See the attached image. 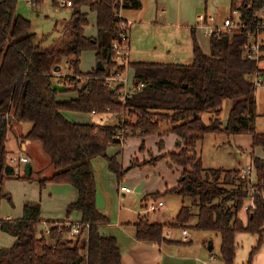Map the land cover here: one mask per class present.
<instances>
[{
    "label": "trees",
    "instance_id": "trees-1",
    "mask_svg": "<svg viewBox=\"0 0 264 264\" xmlns=\"http://www.w3.org/2000/svg\"><path fill=\"white\" fill-rule=\"evenodd\" d=\"M44 0H30L35 7ZM60 0H53L59 5ZM72 16L65 26L66 48H44L32 31L30 20L18 14L17 0H0V190L7 179L32 180L29 176H8L10 152L8 135L16 121L29 124L30 129L20 137L21 144L38 142L50 157L54 174L40 180L48 183L70 184L78 191V199L68 207V217L78 212L84 227L77 238H69L66 221H45L40 203L27 202L23 217L1 222L4 232L16 241L10 248L0 250V264H124L123 255L114 236H104L100 229L110 219L97 207V184L93 160L104 157L109 168L121 179L126 171L117 158L108 156L111 146L122 145L116 139L119 125L83 124L71 122L65 113L106 114L130 113L135 122L125 121L133 130L132 136H146L158 132L161 123L170 121L172 131L184 142L180 152L155 158H168L183 169L176 187L167 195L191 198L199 208L195 229L217 233L222 238V257L225 264H235L237 235L258 236L247 264L264 246V158L252 157L251 166L256 182L241 177V170H206L197 152L198 144L209 134H250L253 148L264 151V133L256 131L255 89L257 79L264 81V72L257 59L245 55V45L263 21L259 12L264 0H231V12H240L244 28L233 34H213L211 54H206L192 30L194 61L190 65L156 62L131 63L134 83H144L142 91L123 104L116 90L107 86L106 78L117 68L114 44L123 31L118 25L119 4L116 0H72ZM89 4L97 14V37H87L89 13L82 10ZM126 8H141L138 0L128 1ZM229 39L226 41L225 37ZM94 51L103 70L98 67L89 73L80 69L84 52ZM70 59L72 76H60V60ZM65 86L57 91L53 81ZM82 86L85 89L82 90ZM75 92L73 98L65 93ZM232 101L228 121L221 118L223 104ZM214 113L216 118L206 124L202 115ZM141 166L136 163L132 166ZM223 179V181H222ZM122 180V179H121ZM159 197V196H157ZM254 200L255 208L245 210L247 200ZM246 211L247 223L240 217ZM193 217L192 208L183 205L176 227H186ZM47 225L39 232V227ZM136 226L139 242L163 244L167 241L166 226L140 217ZM213 250V248H212Z\"/></svg>",
    "mask_w": 264,
    "mask_h": 264
},
{
    "label": "rangeland",
    "instance_id": "rangeland-1",
    "mask_svg": "<svg viewBox=\"0 0 264 264\" xmlns=\"http://www.w3.org/2000/svg\"><path fill=\"white\" fill-rule=\"evenodd\" d=\"M166 4L168 6L167 10L169 11V17L167 18L169 19L164 20V15L159 13V20L156 21V19L152 17V12H150L143 21L136 23L137 26L131 31L132 49L130 59L133 63L157 62L164 64L175 63L190 65L194 61V41L192 38L191 27L198 26V17L201 14H208L209 16L215 15L217 18L216 23L223 25L225 21L224 18L232 14L229 7V0H175L172 3L171 0H167ZM163 8L165 9L166 6H163ZM17 10L18 14L31 21L32 31L37 33L38 40H44L45 38V42L43 43L44 48L52 47L63 49L67 47L69 39L64 36V29L73 13L71 7L62 4L56 5L53 0H44L41 5L34 7L30 3V0H17ZM82 10L89 13V26L86 28V34L89 36H97V14L90 11L89 4L83 5ZM178 13L182 14L181 19H177ZM259 14L264 18V11L259 12ZM133 15L137 14L133 13L131 16L129 15L132 22L133 19L131 18H133ZM238 17L239 14L235 15L236 19ZM234 31L236 32L237 29ZM258 33H261V35H259V42L261 45L258 65L264 72V32ZM257 40V36L251 37L253 43H258ZM199 43L204 52L210 50L211 45L209 44V39L206 37L201 36ZM132 61L130 63H132ZM69 62L70 59L68 57L61 58L59 63L60 71L57 72L60 76L65 77L73 75ZM130 66L126 67L124 77H127L128 72L130 76H132V68ZM97 67L98 60L96 58V53L94 51L84 53L80 65L82 72L89 73ZM53 81L57 84L61 81V78L54 77ZM254 95L257 103L256 131L258 133H264V85L256 87ZM64 96L66 98H73L76 96V93L69 92L65 93ZM231 104V100H226L223 104L222 118L229 115ZM122 115V119H125L128 122L136 121V116H133L130 113H122ZM67 116L69 117V113ZM72 117L73 116H71V118ZM114 117L115 115H113V118ZM102 118L104 122L107 119L106 122L110 124L116 121L115 119L109 121V116L105 114H98L97 116L84 114L79 115L75 120L83 124H93L94 122L103 124L98 121ZM215 118L216 116L214 113H205L202 115V119L206 124H210ZM29 126V124L16 121L9 132L7 148L10 152V165H12V157L19 159L22 156H27L21 152L20 137L27 133ZM160 126L161 128L158 132L151 134V136L156 137L154 141L151 142V144H153L152 148L157 150L163 148L164 143L162 138L173 133V125L170 121L162 122ZM132 137L142 138V136ZM197 152L202 158L206 170H243L251 166L252 157H262L263 150L253 148L252 136L250 134L230 136L226 133H222L207 135L205 139L198 144ZM42 153L44 157L47 156L45 152ZM27 154L29 155V153ZM35 155L36 157L33 156L32 158V164L35 162L44 164L45 160L40 157V153L35 152ZM114 156H116V153ZM154 159L155 157L152 159V162ZM151 165L152 167H156V163H151ZM166 165L167 166L163 170H153V174H146L142 171L133 173L135 174L133 180H137V184H132L130 180L128 181L126 176L127 173L135 169L137 166L132 168L133 165H131V167L126 168L125 170L127 171L123 178H121L122 180L117 174L113 173L117 182L116 184H120V186L127 185L133 190L132 194L125 195L124 197L121 196L116 202V210L119 211L121 205L125 219L126 216L134 217L133 220L138 217V213L141 210L140 204L143 195L142 193L145 192L146 188H150L149 186H146L145 179H151L152 187L155 185V188H158L160 184L164 182L162 177L168 174L169 165L167 163ZM12 166H19L21 169L20 173H16V176H26L25 164H20L18 162ZM143 166L144 165L141 164L139 168H143ZM41 177L43 176L35 172L32 176V180L29 181L16 177L5 181L2 190H0V250L10 248L14 245L13 237L2 230V221L18 220L22 218L21 216L26 202L40 203V195L43 189L46 190L43 203L45 204L46 202V206H49L48 202H50L54 192H52L50 187H41ZM153 194V198L158 196L157 191ZM163 196L165 197L162 198ZM157 198H162L163 201L166 202V206L160 211L151 212L149 215L147 212L145 214L151 222L156 221L162 222L163 224L167 223L168 225H166L165 232L166 237L169 240L177 241L171 245L163 244V248L165 247L167 250L165 264H225L222 257L221 235L217 233L201 232L195 229V226L198 223L199 208L194 205L193 199L168 196L166 193H164V195H159ZM60 200L61 199H57V201ZM54 202L56 203V200ZM250 202L251 199H248L247 204ZM182 205L190 206L192 208L193 217L186 227H176L174 225L177 224L178 212ZM50 209L51 208L47 210ZM63 216L64 219L61 220L64 221L70 217L74 219L72 216L68 217V208L66 209V212L63 213ZM240 217L246 224L248 217L245 210L241 212ZM75 221L76 220H70V222ZM184 229H187L188 231L187 239L183 235ZM236 241L238 248L235 264H247L253 248L257 245L258 236L250 233H240L237 235ZM210 246L213 247V250L210 249ZM252 264H264V246L260 252L254 256Z\"/></svg>",
    "mask_w": 264,
    "mask_h": 264
},
{
    "label": "crops",
    "instance_id": "crops-1",
    "mask_svg": "<svg viewBox=\"0 0 264 264\" xmlns=\"http://www.w3.org/2000/svg\"><path fill=\"white\" fill-rule=\"evenodd\" d=\"M138 1H140V3H141V8H139V9L126 8L121 13L122 17L126 20H129V21H131L129 15L131 16L133 13L137 14V15H133V18H131V19H133V22H134L133 26H132V30L135 26H137L136 23L143 21L144 18H146L150 14V12H152V14H153L152 17L154 19H156V21L159 20V18H158L159 13L161 15H164L163 16L164 20L169 19V18H167V17H169L168 16L169 11L167 10L168 6L166 4L167 0H138ZM174 1L175 0H171V3ZM163 6H166V8L164 9ZM229 7L231 10V0H229ZM201 15H203V14H201ZM205 15L208 18L213 19V20H210L208 22V25L210 27L217 28V27L222 26V25H219L216 23L217 18L215 15H211V16H209L208 14H205ZM231 16H233V15L230 14V15L226 16L224 18V20L228 17H231ZM181 18H182V14L178 13L177 19H181ZM261 18H263V17H261ZM239 19H240V17H239ZM198 20H199V17H198ZM191 30H194L196 32V37H197L198 41L200 40L201 36H203V37H206L207 39H209V42H210L209 44L211 45V37L209 35V31H210L209 29H202V28H198V26H192ZM259 35H261V33H258V34L256 33V35H253L252 37L257 36V38H258L257 42L259 45H261L259 42ZM207 36H209V37H207ZM87 37H97V36L87 35ZM250 41H251V39H250ZM130 48L132 49L131 43H130ZM84 53H86V52H84ZM84 53L81 56V62H82V57H83ZM205 53L210 55L211 54V48L208 52H205ZM132 63H133V61H132ZM131 72H132V76H130V74L128 72L127 78L129 80V83L132 84L133 83L132 81L134 79V72L132 69H131ZM232 104L230 107V111L232 109ZM68 113H69V117L67 116ZM68 113H65L66 117L71 122H74V123H80L75 119L78 118L79 115H84V114H79V113H71V112H68ZM92 115L97 116L98 114H95V115L92 114ZM105 115L109 116V121H113L114 119L116 121L112 124L107 123L106 122L107 119L104 122L103 118L98 120V121L102 122L103 124L107 123L106 125H117L118 124V122H117L118 119H116L118 117L117 115L110 114V113H107ZM113 115H115L114 118H113ZM71 116H73V117L71 118ZM228 116L229 115H227V117H225V118H222V117L221 118L225 121L228 118ZM95 124H98V122ZM29 129H30V126L28 127L27 132L29 131ZM156 136H158V135H156ZM155 138L156 137L151 136V135H146L145 137H142V138L129 137L122 145L111 146L108 149V156L114 157V154L116 153L115 157L117 158L118 162L122 165V167L124 169L131 167V165H134L136 163L144 165L143 168H139V166H137L135 169L131 170L129 173L126 174L128 181L130 180L132 182V184L138 183L137 180H135V181L133 180L134 175H135L133 173L142 171V172H145L146 174H148V173L153 174V172H152L153 170L160 171L161 169L163 170L167 166L166 163L169 165L168 174L166 176L162 177L163 178L162 180L164 182L161 183L158 188H155V185H153V187H152L151 179H149V180L145 179L146 186H149L150 188H146L145 192L142 193L143 195H142L141 204H140L141 210L139 211L138 217L135 220H133L134 217H131V216H126V219L124 218L121 205H120L119 211H117L115 208L118 198H120L121 196L124 197L125 195L132 194L133 190H131V192H122L121 191V187H124V186L128 187V186L127 185H121L120 186V184L119 185L116 184L117 182L115 179V175L113 174L114 172L109 170L110 168H109L108 161L106 158L98 157L92 161L95 176H96V184H97V207L101 213H103L104 215H106L110 219V223L107 226L102 227L100 229V232L104 236H110L111 235V236H114L117 238L119 247H120L122 255H123V263L124 264H165L166 258H167L166 257L167 256V250L165 247L163 248L164 243L163 244H157V243H149V242H139L136 238V226H135V224L138 222L140 217H145V216L148 217L145 214L146 213L145 210L147 209L148 205L153 201L154 202H157L160 200L163 201L162 198L165 197V196H163L161 199H159L157 197L153 198V195H154L153 193L157 191L158 196L164 195V193L170 191L171 189H173L174 187H176L178 185L179 180L181 179L182 173H183V169L181 167L177 166L176 164H174L168 158H161L156 163V167H152L151 161L154 157L155 158L159 157V156L162 157V156L167 155V154L172 153V152H180L184 148V142L182 140H180V138L175 133H171V134L165 136L164 138H162L164 145H163V148H159L158 150L152 148L153 144H151V142H153ZM20 144H21V142H20ZM39 144L40 143H38V142H26L24 144H21V149H22V146H23V148H25V151L22 152V150H21V152L26 154L27 157H29V164H31V168H32V171L34 173L36 172L37 174L43 176L41 178H50L54 174V170L51 166V160H50V157L48 155H47L48 157L47 156L44 157L42 152H45V151H44L42 145L41 144L39 145ZM19 148H20V145H19ZM35 152L40 153V157L45 160L44 164H39L38 162H35L34 164H32L33 163V160H32L33 156L36 157ZM27 153H29V155ZM45 154H46V152H45ZM262 157L264 158V151L262 153ZM45 187H50L52 192H54V193L52 195L50 202H48L49 206H46V202H45V204L43 203V199H44V196L46 194V190L43 189L41 192V195H40L41 200H39V201L41 203L40 205H41V217H42V219H44L45 221H48V220L64 221V220H61V219H64L63 213L66 212V209L69 207V205L71 203H74L75 201H77L78 196H79L78 191L76 190V188H74L70 184L48 183ZM168 196H173V195H168ZM57 199H61V200L57 201ZM55 200H56V203L54 202ZM165 204H166V202H165ZM56 205H61V206H56ZM165 206L166 205H164L158 211L163 209ZM182 206H181V208H182ZM49 208H51V209L47 210ZM75 213H73L71 215L74 219H72L70 217V218H67V220H65V221L67 222L70 220H76L75 221L76 223L82 222V215L78 212H75ZM150 213H147V214L149 215ZM23 214H24V210H23L21 217H23ZM156 223H162V222H156ZM164 225L166 226L168 224L164 223ZM46 227H47V225H46ZM187 237H185V238H187ZM13 239H14V243H15L16 239L14 237H13ZM175 242H177V241H172V240H169L167 238V241L165 242V244L171 245L172 243H175Z\"/></svg>",
    "mask_w": 264,
    "mask_h": 264
},
{
    "label": "built area",
    "instance_id": "built-area-1",
    "mask_svg": "<svg viewBox=\"0 0 264 264\" xmlns=\"http://www.w3.org/2000/svg\"><path fill=\"white\" fill-rule=\"evenodd\" d=\"M128 1H133V0H116V2L120 5L119 6V17L121 21L119 22V29L123 31L121 40L115 42L114 44V59L117 64V68L113 73L106 78V83L107 86L113 90H116V95L118 99L123 103L126 104L128 101L132 100L134 95L140 91L143 90L145 87L144 83H140L138 86L135 85L134 81L133 83H129V80L127 77H124V72L126 67H129L131 65V59H130V54H131V48H130V43H131V30L133 26V22L126 20L122 17V11L124 10V4L127 3ZM60 4L65 5L67 7H72L73 6V1L72 0H60ZM240 17V12L238 10L234 11L233 16L228 17L225 19L224 24L221 27L213 28L208 25V22L210 20H213L212 18H208L206 15H200L199 16V23H198V28L202 29H209V35L210 37L213 34H224V33H234L235 29H243L245 26L242 24L239 20V17L236 19L235 15H238ZM258 32H264V18L261 23L258 25V29L256 33ZM256 33L254 35H256ZM253 36V35H252ZM245 55L249 58L257 59L260 56V45L256 42H249L247 45H245ZM257 85H264L263 80L257 79ZM107 114V113H106ZM110 114H115V113H110ZM117 115V114H115ZM117 122L119 125V130L118 134L116 136V139L120 141L121 144H123L126 141V137L128 135L132 134V129L128 128L125 126V119H122V114L117 115ZM122 123V125H121ZM124 124V126H123ZM22 152L25 151V148L22 146ZM27 164L29 163V158L27 156H22L19 159L16 157L11 158V164ZM15 174L20 173L21 169L19 166L14 167ZM241 177L243 179L248 180L251 184H254L256 182V175L255 172L252 168V166L248 167L247 169L241 170ZM122 192H131V189L128 187H121ZM251 202L249 204H246L245 210H249L250 208L254 209V200L252 198ZM249 199V200H250ZM165 205L164 201H157L150 203L145 210V212L150 213L154 211H158L160 208H162ZM65 227L67 228V235L69 238H77L84 227H87L88 229L90 228L89 224H83L82 222H70L67 221L65 224ZM183 235L184 237L188 236V231L187 229L183 230ZM187 239V238H186Z\"/></svg>",
    "mask_w": 264,
    "mask_h": 264
},
{
    "label": "water",
    "instance_id": "water-1",
    "mask_svg": "<svg viewBox=\"0 0 264 264\" xmlns=\"http://www.w3.org/2000/svg\"><path fill=\"white\" fill-rule=\"evenodd\" d=\"M229 39L228 36L225 37V40L227 41ZM98 68L103 70L104 67L102 66V63L101 62H98ZM54 89H56L57 91H66V87L63 86V85H60V84H56L54 85ZM85 89V86H82V90ZM228 121H225V124H227ZM31 171H32V168H31V164L27 163L25 164V172H26V176H29L31 175ZM6 174L8 176H12L15 174V171H14V167L12 165H9L7 166L6 168ZM46 228V225H42L39 227V232H42L44 229ZM210 249H212V246H210Z\"/></svg>",
    "mask_w": 264,
    "mask_h": 264
}]
</instances>
